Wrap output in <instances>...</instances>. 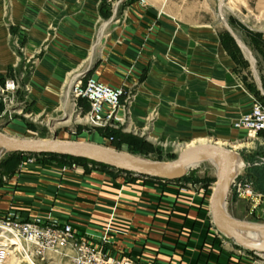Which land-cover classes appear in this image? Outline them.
I'll list each match as a JSON object with an SVG mask.
<instances>
[{
    "label": "crops",
    "instance_id": "0c3cea01",
    "mask_svg": "<svg viewBox=\"0 0 264 264\" xmlns=\"http://www.w3.org/2000/svg\"><path fill=\"white\" fill-rule=\"evenodd\" d=\"M86 76L122 89L114 127L123 133L145 131L160 148L206 139L264 161V133L242 141L246 133L233 126L257 98L212 0H0V90L14 81L11 100L20 96L32 114L71 111L66 90ZM103 139L93 129L78 140ZM65 164L18 159L0 180V217L68 223L136 264L225 263L224 250L208 243V212L194 189Z\"/></svg>",
    "mask_w": 264,
    "mask_h": 264
},
{
    "label": "rangeland",
    "instance_id": "374dc122",
    "mask_svg": "<svg viewBox=\"0 0 264 264\" xmlns=\"http://www.w3.org/2000/svg\"><path fill=\"white\" fill-rule=\"evenodd\" d=\"M212 1L215 9H219L220 5V10L228 23L229 50L232 51L235 59L239 63L240 74L249 88L256 94L257 101L264 105V0ZM226 16H228L227 19ZM239 48L243 52L244 59L238 53ZM19 97L11 100L10 96L7 99L9 101L6 102L0 99V130L9 135L24 138L56 137L59 139L78 140L81 139V136L90 133L93 129H97L104 138H107V140L103 139L100 144L105 142L107 146L118 150L128 151L152 159L169 160L174 158L182 149L181 146L174 143L165 145L162 148L155 146L151 140H146L145 131L140 136L139 130L123 133L114 126L95 128L87 124L83 120V116L88 109V103L81 98L74 100L72 96L70 97V102L73 104L71 111H59L53 114H32L26 106L21 104L18 100ZM77 105L81 106L80 110H76ZM243 131L246 135L242 141H248L250 134L253 133ZM122 141L127 142V150L125 149L126 145ZM28 156L31 155H20L17 152L9 151L4 152L0 156V180L3 176H6L18 159L26 160ZM33 156L37 159H48L45 156ZM243 162L244 165L241 173L252 171L254 174V179L244 177L246 182L251 181L254 189L260 188L264 191V177L261 174L260 176L258 175L260 172L262 174L264 173V161L262 160V163L257 165L259 159L251 156L244 158ZM88 164L91 165L88 166ZM84 165L88 167L95 166L94 163L88 162H85ZM215 170L216 168L211 162H202L189 168L184 175L176 178L174 181L182 183L183 187H188L196 191L195 195L199 196L198 208H202L203 211L208 212V225L206 227L208 243H215L219 247V251L221 249L224 250L226 255L224 264H264V253L253 252L237 246L231 239L219 231L211 221L209 217V198L214 187ZM234 180L236 181L237 177ZM243 188H239L236 182H232L225 199L227 211L236 218L263 223L264 200L257 201V204L254 206L256 200L245 196ZM63 260L59 257H53L52 259L41 260L39 264H64ZM0 264L32 263L10 255L0 260Z\"/></svg>",
    "mask_w": 264,
    "mask_h": 264
},
{
    "label": "built area",
    "instance_id": "2783aa9c",
    "mask_svg": "<svg viewBox=\"0 0 264 264\" xmlns=\"http://www.w3.org/2000/svg\"><path fill=\"white\" fill-rule=\"evenodd\" d=\"M14 88V81H6L0 90V99L3 102L9 101V92ZM66 92L74 100L81 98L88 103V109L83 116L87 124L93 127L115 126L121 88L111 87L93 76H86L84 79L78 77ZM80 109L81 106L77 105L76 110ZM233 126L253 134L264 133V105L255 101L248 111L233 122ZM36 159L31 155L26 160ZM77 165L76 162H69L64 167L74 168ZM236 177L237 180L233 182H236L239 188L244 187L245 196L256 200L254 206L257 201L264 200V194L257 192L251 181L246 182L244 176ZM10 255L32 264H39L41 260L53 257L69 259L72 264H136L131 257L106 253L102 246L94 245L79 236L68 223L56 220H23L13 212L0 217V260Z\"/></svg>",
    "mask_w": 264,
    "mask_h": 264
},
{
    "label": "water",
    "instance_id": "95a60500",
    "mask_svg": "<svg viewBox=\"0 0 264 264\" xmlns=\"http://www.w3.org/2000/svg\"><path fill=\"white\" fill-rule=\"evenodd\" d=\"M0 150L21 155H56L82 158L102 164L108 169L128 176L162 181H174L202 162L215 165L214 187L209 198L211 221L215 227L237 246L264 253V245L252 242L242 234H264V222H253L232 216L225 207V199L236 177L235 162L240 156L215 142H201L184 146L174 158L152 159L139 154L84 140L53 138H24L0 130Z\"/></svg>",
    "mask_w": 264,
    "mask_h": 264
},
{
    "label": "bare ground",
    "instance_id": "6f19581e",
    "mask_svg": "<svg viewBox=\"0 0 264 264\" xmlns=\"http://www.w3.org/2000/svg\"><path fill=\"white\" fill-rule=\"evenodd\" d=\"M246 52L249 53L247 50H246ZM201 142H209V141H207L206 139H201L197 143H201ZM194 144H196V143H194ZM217 144H219V143H217ZM2 154H3V150H0V156H2ZM211 163L214 165L213 162H211ZM243 165H244L243 164V160L241 158H237L236 162H235V173L236 174H238L241 171V169L243 168ZM242 235H243V237H245L246 239H248V240H250L252 242L264 245V234L259 233L257 235H253V234H242Z\"/></svg>",
    "mask_w": 264,
    "mask_h": 264
},
{
    "label": "trees",
    "instance_id": "16d2710c",
    "mask_svg": "<svg viewBox=\"0 0 264 264\" xmlns=\"http://www.w3.org/2000/svg\"><path fill=\"white\" fill-rule=\"evenodd\" d=\"M19 154V153H18ZM21 155V154H20ZM42 157H47L48 159H59V160H62L64 162H76L77 164H81V165H84L85 162H88L90 163L88 160L86 159H82V158H74V157H70V156H56V155H40ZM94 163V162H92ZM95 164V163H94ZM96 167H100V168H105V169H108V167H106L105 165H98V164H95Z\"/></svg>",
    "mask_w": 264,
    "mask_h": 264
}]
</instances>
